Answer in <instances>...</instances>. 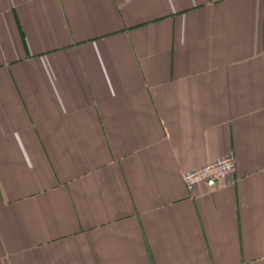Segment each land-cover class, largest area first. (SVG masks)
Masks as SVG:
<instances>
[{"label":"crops","instance_id":"obj_1","mask_svg":"<svg viewBox=\"0 0 264 264\" xmlns=\"http://www.w3.org/2000/svg\"><path fill=\"white\" fill-rule=\"evenodd\" d=\"M0 264H264V0H0Z\"/></svg>","mask_w":264,"mask_h":264},{"label":"built area","instance_id":"obj_2","mask_svg":"<svg viewBox=\"0 0 264 264\" xmlns=\"http://www.w3.org/2000/svg\"><path fill=\"white\" fill-rule=\"evenodd\" d=\"M215 1L222 3L229 0ZM234 171L235 159L233 155L225 154L214 161L186 171L183 173L182 179L188 191L194 190L199 185H205L207 188L213 189L227 180Z\"/></svg>","mask_w":264,"mask_h":264}]
</instances>
